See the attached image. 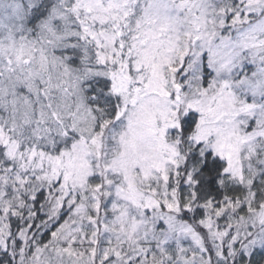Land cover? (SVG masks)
Returning <instances> with one entry per match:
<instances>
[{
	"label": "snow or ice",
	"instance_id": "obj_1",
	"mask_svg": "<svg viewBox=\"0 0 264 264\" xmlns=\"http://www.w3.org/2000/svg\"><path fill=\"white\" fill-rule=\"evenodd\" d=\"M0 264H264V0H0Z\"/></svg>",
	"mask_w": 264,
	"mask_h": 264
}]
</instances>
